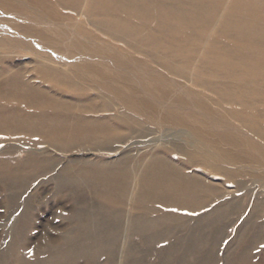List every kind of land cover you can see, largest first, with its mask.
Returning a JSON list of instances; mask_svg holds the SVG:
<instances>
[{"label":"bare ground","instance_id":"6f19581e","mask_svg":"<svg viewBox=\"0 0 264 264\" xmlns=\"http://www.w3.org/2000/svg\"><path fill=\"white\" fill-rule=\"evenodd\" d=\"M23 152L0 192L56 172L72 203L52 264L171 238L176 263H219L206 247L264 209V0H0V155Z\"/></svg>","mask_w":264,"mask_h":264},{"label":"rangeland","instance_id":"374dc122","mask_svg":"<svg viewBox=\"0 0 264 264\" xmlns=\"http://www.w3.org/2000/svg\"><path fill=\"white\" fill-rule=\"evenodd\" d=\"M6 146L9 145L7 144ZM44 147L46 148V146ZM50 152L62 158L60 153ZM117 154L118 153H95L86 155L81 153L78 155L72 153L69 157L72 156V158L76 159H100V157H102V159L105 160H113ZM0 157H5L9 160L10 164H14L26 157V155L23 152L21 154H13L12 156L0 155ZM55 174L56 172L52 173L51 176H37L33 185L29 187V190L19 197L20 201L12 200L11 198H14L13 194L0 192V264H36L39 260L44 261V257L48 264H52V258H59V254L56 251L57 244L48 242L42 243L44 241L61 239L62 233L55 229L64 221L59 217L61 214L58 209L63 203H66L67 207H70L72 204L71 202L68 203L66 199L53 197L56 187L52 177ZM1 189L2 187L0 184V191ZM248 200L249 198L247 197L246 201L248 202ZM16 208L18 209L16 210ZM15 210L16 212H14ZM257 215L255 223L247 230L244 240L236 242L239 235L235 227H233L223 231V235H221L223 237L219 245L221 246V250L217 244L215 247H206L207 251L208 249L209 251L213 249L212 252L218 250V252L215 251L216 253H214L218 255L219 263L215 264H264V209L263 211H259ZM232 219L229 220L231 223L236 220V218L233 221ZM244 223V218H240L237 221L239 227ZM14 239H19V242L12 244ZM137 239L138 238L134 237L135 241H137ZM170 240L171 241L166 243L156 245L155 248L152 245L149 247L139 246L138 249H140L139 252L141 253H134V250L130 251L129 256H132L129 261H125L124 264H131L132 262V264H140L137 262L136 257L139 259L145 257L141 260L143 264H150L151 262V264H165V262L166 264H172L171 262H173V264H178L176 262L179 260V254L174 256L170 251L171 249L168 248L169 243H174L172 238ZM233 242H236V245L233 246ZM156 247H158V249ZM164 250L166 252H164ZM163 253H167L166 256H164ZM171 256L173 259H171ZM102 258L105 260V257ZM102 258H100L97 264L103 263L104 260H102ZM169 258L171 262H167ZM130 260L132 261L130 262ZM160 261L162 263H160ZM196 263L198 264L199 262L195 261V264ZM212 263L210 262L208 264ZM72 264H88V262L82 260L77 263L73 262ZM109 264H118V262H111ZM199 264H201V262Z\"/></svg>","mask_w":264,"mask_h":264}]
</instances>
